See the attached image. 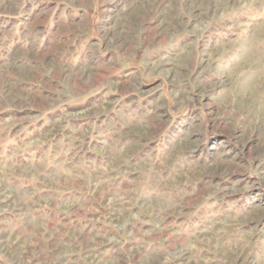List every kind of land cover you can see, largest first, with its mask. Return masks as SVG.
Masks as SVG:
<instances>
[{"label":"rangeland","instance_id":"rangeland-1","mask_svg":"<svg viewBox=\"0 0 264 264\" xmlns=\"http://www.w3.org/2000/svg\"><path fill=\"white\" fill-rule=\"evenodd\" d=\"M0 264H264V0H0Z\"/></svg>","mask_w":264,"mask_h":264}]
</instances>
